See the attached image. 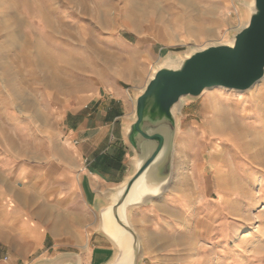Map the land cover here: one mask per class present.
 <instances>
[{
	"label": "rangeland",
	"instance_id": "374dc122",
	"mask_svg": "<svg viewBox=\"0 0 264 264\" xmlns=\"http://www.w3.org/2000/svg\"><path fill=\"white\" fill-rule=\"evenodd\" d=\"M251 2L0 0V191L6 195L0 264H98L92 257L96 240L104 238L98 200L123 181L106 184L86 171L94 190L87 203L77 160L71 176L77 186L67 191L58 171L74 148L67 108L121 90L123 134L154 71L209 45L230 44ZM228 95L209 90L183 100L171 184L159 199L130 211L142 242L139 264H264V133H258L261 143L245 130L226 142L207 118L216 103L227 107L226 121L244 110L258 115L264 80ZM122 134L126 175L134 154ZM24 206L49 239L37 250L24 241L30 252L20 258L5 245L3 212ZM107 244L106 262L116 253Z\"/></svg>",
	"mask_w": 264,
	"mask_h": 264
},
{
	"label": "water",
	"instance_id": "95a60500",
	"mask_svg": "<svg viewBox=\"0 0 264 264\" xmlns=\"http://www.w3.org/2000/svg\"><path fill=\"white\" fill-rule=\"evenodd\" d=\"M167 62L137 94L135 117L124 123L123 139L134 154L131 168L119 186L98 200L99 233L116 251L105 264L122 258L121 237L127 242L128 264H139L142 246L130 224V211L159 199L171 184L181 100L199 98L217 87L247 92L263 80L264 0L246 6L245 24L231 44L209 45Z\"/></svg>",
	"mask_w": 264,
	"mask_h": 264
},
{
	"label": "crops",
	"instance_id": "0c3cea01",
	"mask_svg": "<svg viewBox=\"0 0 264 264\" xmlns=\"http://www.w3.org/2000/svg\"><path fill=\"white\" fill-rule=\"evenodd\" d=\"M125 98L123 91L114 89V94L99 92L85 100L83 105L67 108L66 135L74 148L69 156L63 157L65 162L64 166L58 170L59 176L64 177L67 191L73 192L77 185L71 176L76 169L77 160L81 161L83 179L80 188L87 203L94 192L92 180L90 181L86 175L87 172L93 177L102 179L106 184H119L125 178V157L128 152L121 136V118L124 115ZM123 152L126 155L121 159L119 154ZM5 196V193L0 191V199ZM65 203L68 206L72 205L73 209L76 207L71 198H66ZM3 215L9 231L5 235V245L20 258L28 256L30 252L29 247L27 249L23 247L24 241L30 240L31 247L37 250L49 239L44 235V230L38 226L39 224L29 220L25 206L15 211L4 210ZM18 240L21 243H18ZM107 241L104 238L96 240L97 245L93 249L92 257L95 256V262L98 264L106 262L105 256L111 251Z\"/></svg>",
	"mask_w": 264,
	"mask_h": 264
},
{
	"label": "bare ground",
	"instance_id": "6f19581e",
	"mask_svg": "<svg viewBox=\"0 0 264 264\" xmlns=\"http://www.w3.org/2000/svg\"><path fill=\"white\" fill-rule=\"evenodd\" d=\"M251 3H253V0H252ZM166 64H169V63L166 62V63H164L162 65H166ZM154 73H155V71H154ZM154 73H153V75H154ZM263 80H264V78H263ZM212 90L221 91L223 96H229L228 94L235 93V92L238 93V94L246 93V92H238V91H234L232 89H226V88H221V87H217V88H214ZM251 90H249V91H251ZM249 91H247V92H249ZM183 103H184V101L182 99L181 103H180V107L178 108V110H176V112H178V114H180V111H181V109L183 107ZM258 107H259V112H258V115H256V116L255 115L254 116L249 115V113L244 110L242 115H237V114L234 115V114L228 113V114L231 115L230 116L231 118L228 121H226V120H224L222 118L225 117V113H227V110H226L227 107H225L223 105H220V103H216L214 105L213 111L211 110V112H207V118L211 122L215 121L214 123L216 124V128H217V130L219 132L218 134L221 135V136H224L226 138L225 139L226 142L228 141V142L232 143L233 136L235 134L241 133L242 130H245L248 133H251V132L254 133L256 135V137L258 138V141L260 142V139H262L263 137L260 138L258 133L259 132H263L264 133V103L260 104ZM134 108H135V101H134ZM211 115H212V117H211ZM134 117H135V112H134L133 116L129 120L134 119ZM126 124H127V122H126ZM220 154H222V153L220 152ZM230 206H234L233 202L230 203ZM110 234L112 236L111 238H113V236H116V232L115 231L110 232ZM121 239H122V241H121L120 244H121V246L123 248V250H122V258H119V259L117 258V260L113 264H128V262H129L128 261L129 252H128V249L126 247V243L127 242H126L124 237H121ZM139 240H140V238H139ZM141 246H142V242H141ZM141 256H142V251H141Z\"/></svg>",
	"mask_w": 264,
	"mask_h": 264
},
{
	"label": "trees",
	"instance_id": "16d2710c",
	"mask_svg": "<svg viewBox=\"0 0 264 264\" xmlns=\"http://www.w3.org/2000/svg\"><path fill=\"white\" fill-rule=\"evenodd\" d=\"M125 155H126V154H125L124 152L121 153V155L119 154V156H120L121 159H123V158L125 157ZM91 172L94 173V174H97V172H93V171H91Z\"/></svg>",
	"mask_w": 264,
	"mask_h": 264
}]
</instances>
